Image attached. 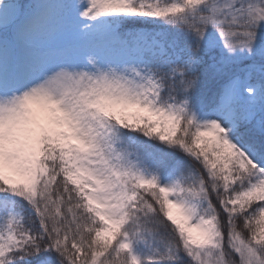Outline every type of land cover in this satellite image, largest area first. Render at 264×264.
Here are the masks:
<instances>
[{"label": "snow or ice", "instance_id": "obj_1", "mask_svg": "<svg viewBox=\"0 0 264 264\" xmlns=\"http://www.w3.org/2000/svg\"><path fill=\"white\" fill-rule=\"evenodd\" d=\"M0 264H264V0H0Z\"/></svg>", "mask_w": 264, "mask_h": 264}, {"label": "trees", "instance_id": "obj_2", "mask_svg": "<svg viewBox=\"0 0 264 264\" xmlns=\"http://www.w3.org/2000/svg\"><path fill=\"white\" fill-rule=\"evenodd\" d=\"M177 155H182V154L181 153H177ZM184 159H189V158L188 157H184ZM189 162L192 163L194 167L199 168V165L195 164V162H193L191 160H189ZM214 202H215V200H214ZM239 223H240V221H238V224ZM161 231H164V229H161ZM245 235H247L246 232H245Z\"/></svg>", "mask_w": 264, "mask_h": 264}]
</instances>
